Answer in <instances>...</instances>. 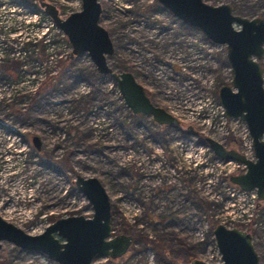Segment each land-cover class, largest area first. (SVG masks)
<instances>
[{
    "label": "rangeland",
    "instance_id": "obj_1",
    "mask_svg": "<svg viewBox=\"0 0 264 264\" xmlns=\"http://www.w3.org/2000/svg\"><path fill=\"white\" fill-rule=\"evenodd\" d=\"M44 1L63 20L81 11V0ZM202 1L264 20L261 0ZM37 3L0 0V217L32 236L61 218H92L75 179L96 178L110 199L112 236L133 239L122 264H219L218 225L248 233L264 264V199L233 186L229 177L245 168L222 163L204 141L254 160L246 125L227 119L219 101L232 80L226 46L157 0H98L114 49L108 66L131 73L179 121L159 128L131 114L86 53L71 58L67 38L35 13ZM259 64L264 83V55ZM0 264L57 263L3 242Z\"/></svg>",
    "mask_w": 264,
    "mask_h": 264
},
{
    "label": "water",
    "instance_id": "obj_2",
    "mask_svg": "<svg viewBox=\"0 0 264 264\" xmlns=\"http://www.w3.org/2000/svg\"><path fill=\"white\" fill-rule=\"evenodd\" d=\"M174 17L188 27L200 31L207 40L226 46V58L232 73L231 87L219 90L220 105L227 119H239L251 138L255 160L252 161L221 143L205 138L212 154L225 162L243 165L246 172L230 176L231 184L243 192L256 191L257 200L264 199V88L259 61L264 55V20L247 19L233 14L230 5L210 6L202 0H157ZM264 3V0H261ZM45 14L67 38L71 58L86 53L100 75L109 77L127 109L134 116L150 117L158 126H176L179 121L164 109L154 106L134 76L115 72L107 63L114 49L108 32L99 24L102 8L98 0H81V11L61 19L57 9L41 3ZM39 151L41 142L32 138ZM77 189L92 206V218H61L39 235H28L0 217V249L3 242L29 253L45 255L57 264H98L97 258L112 260L122 257L132 237H112L111 204L105 188L96 178L75 179ZM219 264H260L251 236L237 228L222 225L213 231ZM191 264H207L193 260Z\"/></svg>",
    "mask_w": 264,
    "mask_h": 264
},
{
    "label": "flooded vegetation",
    "instance_id": "obj_3",
    "mask_svg": "<svg viewBox=\"0 0 264 264\" xmlns=\"http://www.w3.org/2000/svg\"><path fill=\"white\" fill-rule=\"evenodd\" d=\"M41 3H47V4H49L48 2H45L44 0H38V3H37V5H35V13L37 14H41V13H44L45 14V11H44V8H42L41 7ZM15 7V6H14ZM16 8H19V10H21L22 8H20L19 6H16ZM24 10H26V9H24ZM58 11V10H57ZM46 15V14H45ZM47 16V15H46ZM22 17V16H21ZM48 17V16H47ZM263 71V70H262ZM264 85V84H263ZM263 88H264V86H263ZM144 89V88H143ZM146 93V92H145ZM147 96V95H146ZM148 97V96H147ZM148 99H149V97H148ZM150 100V99H149ZM150 102L152 103V101L150 100ZM153 104V103H152ZM154 105V104H153ZM155 106V105H154ZM157 107V106H156ZM134 116V115H133ZM137 116H144V115H137ZM137 116H134V117H137ZM148 117V116H147ZM148 118H150V117H148ZM151 119V118H150ZM152 120V119H151ZM153 121V120H152ZM154 123V122H153ZM155 124V123H154ZM179 124V123H178ZM157 127H159V128H163V127H166V126H158L157 124H155ZM177 126V125H176ZM169 127H172V126H169ZM250 137V136H249ZM205 139V138H204ZM251 139V138H250ZM226 148V147H225ZM227 149V148H226ZM253 149V148H252ZM228 150H232V149H228ZM235 151V150H234ZM237 152V151H236ZM238 153H240V152H238ZM253 153H254V151H253ZM241 155H243V156H245L244 154H242V153H240ZM246 157V156H245ZM247 158V157H246ZM249 159V158H248ZM250 160H252V159H250ZM254 160H255V158H254ZM254 160H252V161H254ZM222 163H227V162H225V161H222ZM240 165V164H239ZM234 176V175H233ZM230 178V177H229ZM233 185V184H232ZM234 186V185H233ZM236 187V186H235ZM112 234H113V231H112ZM111 234V235H112ZM116 236H118V235H116ZM112 237H114V236H112ZM252 240V239H251ZM132 242H133V239H132V241H131V245H130V247L132 246ZM130 247L128 248V250L126 251V253L122 256V257H120V258H118V259H115V260H112V259H110V258H105V260H106V262H108L109 264H114V263H116V264H122V259L129 253V250H130ZM97 259H103V258H97ZM192 262V261H191ZM191 262H190V264H191ZM97 263V262H96ZM99 264V263H98Z\"/></svg>",
    "mask_w": 264,
    "mask_h": 264
},
{
    "label": "built area",
    "instance_id": "obj_4",
    "mask_svg": "<svg viewBox=\"0 0 264 264\" xmlns=\"http://www.w3.org/2000/svg\"><path fill=\"white\" fill-rule=\"evenodd\" d=\"M53 24V23H52ZM30 39V38H29ZM34 42L36 43V40H34Z\"/></svg>",
    "mask_w": 264,
    "mask_h": 264
},
{
    "label": "trees",
    "instance_id": "obj_5",
    "mask_svg": "<svg viewBox=\"0 0 264 264\" xmlns=\"http://www.w3.org/2000/svg\"><path fill=\"white\" fill-rule=\"evenodd\" d=\"M156 243V242H155ZM178 259V258H177Z\"/></svg>",
    "mask_w": 264,
    "mask_h": 264
}]
</instances>
